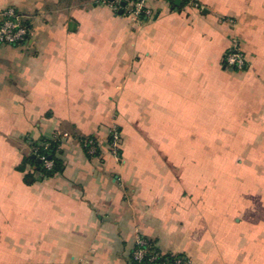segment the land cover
Listing matches in <instances>:
<instances>
[{"label":"crops","instance_id":"obj_1","mask_svg":"<svg viewBox=\"0 0 264 264\" xmlns=\"http://www.w3.org/2000/svg\"><path fill=\"white\" fill-rule=\"evenodd\" d=\"M102 1L0 0L31 30L0 43V264H133L138 236L264 264V0H150L142 21ZM57 138L62 169L27 183L32 144Z\"/></svg>","mask_w":264,"mask_h":264},{"label":"built area","instance_id":"obj_2","mask_svg":"<svg viewBox=\"0 0 264 264\" xmlns=\"http://www.w3.org/2000/svg\"><path fill=\"white\" fill-rule=\"evenodd\" d=\"M124 2L125 6L121 7ZM150 0H115L113 2L103 0V5L109 6L113 11L118 12L123 9L134 21H142L151 17L149 9ZM189 3V0H181V3ZM31 37V30L25 23L23 16L14 8H8L0 12V43L7 45H21L26 43ZM224 64L226 68L233 70H245L247 68V60L240 48L237 40L232 41V47L225 56ZM122 134L118 126L114 125L109 131V148L111 153L117 157H121ZM84 146L90 155L97 153V141L94 139H86ZM47 148V147H46ZM36 149L33 153L36 154ZM47 170H51L54 166L53 161L45 156H39ZM149 241L143 236L136 238L135 249L132 257L134 264H163L161 259L163 255L158 251H151ZM170 264H187L186 260L180 257H173Z\"/></svg>","mask_w":264,"mask_h":264},{"label":"trees","instance_id":"obj_3","mask_svg":"<svg viewBox=\"0 0 264 264\" xmlns=\"http://www.w3.org/2000/svg\"><path fill=\"white\" fill-rule=\"evenodd\" d=\"M170 1L174 2V0H170ZM183 4H185V2ZM120 131L122 134L121 129ZM88 139H94V138H88ZM81 141H83L84 143L85 139L84 140L82 139ZM32 149L37 150L36 154L32 152L28 156H26L25 159L23 160L22 165L19 167L20 171H24L28 165H30L34 169L33 174L26 176L27 183H31L33 179H35L34 176L36 173L41 174L45 177H51L62 169V163L59 158V153H60L59 152V141L47 140L43 142H36L32 144ZM98 150H99V147L97 144V151ZM39 156H45L47 159L53 161L54 163L53 168L51 170H47L44 167V163L40 160ZM149 243L151 245L150 250L157 251L156 249H154L152 242L149 241ZM175 256L185 259V257L182 255H163V258L161 259V263L163 262V264H170V261H172V258Z\"/></svg>","mask_w":264,"mask_h":264},{"label":"rangeland","instance_id":"obj_4","mask_svg":"<svg viewBox=\"0 0 264 264\" xmlns=\"http://www.w3.org/2000/svg\"><path fill=\"white\" fill-rule=\"evenodd\" d=\"M59 134H60L63 138L68 139V140H71V138H72L71 135H69V134H67V133H59ZM62 137H61V138H62ZM57 140L59 141L60 139L57 138ZM108 145H109V142H108ZM121 145H122V144H121ZM33 150H34V149L31 150V153L33 152ZM260 258H264V257H259V259H260ZM186 262H187V264H188V261H187V260H186Z\"/></svg>","mask_w":264,"mask_h":264},{"label":"water","instance_id":"obj_5","mask_svg":"<svg viewBox=\"0 0 264 264\" xmlns=\"http://www.w3.org/2000/svg\"><path fill=\"white\" fill-rule=\"evenodd\" d=\"M108 1L113 2V1H115V0H108ZM180 4H181V0H176V1H175V5L179 6ZM124 6H125V3L122 2V3H121V7H124ZM119 13L122 14V13H123V9H120V10H119ZM72 26H74V25L72 24Z\"/></svg>","mask_w":264,"mask_h":264}]
</instances>
